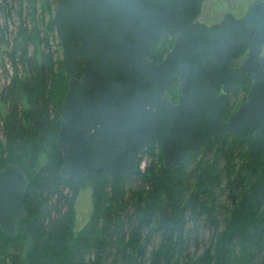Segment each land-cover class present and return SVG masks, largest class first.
Masks as SVG:
<instances>
[{
	"label": "trees",
	"instance_id": "1",
	"mask_svg": "<svg viewBox=\"0 0 264 264\" xmlns=\"http://www.w3.org/2000/svg\"><path fill=\"white\" fill-rule=\"evenodd\" d=\"M58 1L1 6L0 167L19 165L29 183L17 235L0 234V264H264V134L255 138L246 129L216 137L178 169H167L154 145L138 157L131 176L61 177L56 139L68 78L53 13L49 22L43 17ZM174 38L172 32L159 39L148 57L162 61L156 47L167 46L168 53ZM244 52L238 46L234 60ZM77 68L80 77L85 61ZM244 73L235 88L241 93L251 83V72ZM179 94L176 79L165 96L175 102ZM231 100L224 101L223 119L240 106ZM146 156L151 161L140 169ZM84 188L91 209L77 228L75 205ZM205 227L212 234L199 252Z\"/></svg>",
	"mask_w": 264,
	"mask_h": 264
},
{
	"label": "water",
	"instance_id": "2",
	"mask_svg": "<svg viewBox=\"0 0 264 264\" xmlns=\"http://www.w3.org/2000/svg\"><path fill=\"white\" fill-rule=\"evenodd\" d=\"M23 0H0L1 6ZM49 5L52 0H45ZM205 0H59L52 22L61 43L68 90L56 145L60 175L131 176L138 157L156 145L167 169L185 165L195 151L229 132L264 134V0L219 22L200 17ZM175 33L165 58L148 57L159 39ZM239 45L248 58L235 68ZM85 61L78 76L77 62ZM254 78L247 99L227 119L222 109L242 74ZM178 79L177 101L165 96ZM29 183L17 164L0 167V234L17 235L26 215Z\"/></svg>",
	"mask_w": 264,
	"mask_h": 264
},
{
	"label": "rangeland",
	"instance_id": "3",
	"mask_svg": "<svg viewBox=\"0 0 264 264\" xmlns=\"http://www.w3.org/2000/svg\"><path fill=\"white\" fill-rule=\"evenodd\" d=\"M254 0H205L204 5H203V12L202 15L200 17V20L211 24L214 22H218L221 18L224 12L230 11L232 13H234L237 16H240L241 14H243L247 8V5L252 2ZM18 2L14 3L13 6L17 7ZM57 7V4L54 3L52 5V10L51 11H47L44 14V19L45 21L49 22V18L51 16L52 13H54L55 9ZM16 9V8H14ZM53 11V12H52ZM0 23L4 24L5 23V19L4 16L2 14V12L0 13ZM16 24H18V16L16 12L12 13V19L11 21H9V27L10 30L13 32L16 29ZM56 34V31H55ZM57 36V34H56ZM175 39V38H174ZM55 44L57 45V40L55 41ZM162 44H160L159 46L156 47V50L159 52V56L160 58H165V55L167 53V46L165 47H161ZM246 56V52H244V55H242V58ZM62 58V57H61ZM240 57V59H242ZM239 59V60H240ZM249 72V71H248ZM245 74V73H244ZM248 78L251 79V75L248 76ZM251 84V83H250ZM239 87V86H238ZM240 90H235L233 93L229 94V98H231L232 103L235 102H240L241 103L247 99V93H241L239 92ZM240 94H237V93ZM227 97V98H228ZM227 120V119H225ZM149 161H151V157L146 156L140 163L139 167L140 169H145L149 163ZM136 184H134L135 186ZM225 199V196H222V200ZM76 225L77 228L82 227L89 214H90V209H91V192L89 189L84 188L81 190V192L77 195V201H76ZM212 234V230L209 227H205L202 229V245L200 246L199 252H202L204 249V246L208 243L210 236ZM157 241H159V237L157 239ZM195 247L192 246L191 247V251H194Z\"/></svg>",
	"mask_w": 264,
	"mask_h": 264
},
{
	"label": "flooded vegetation",
	"instance_id": "4",
	"mask_svg": "<svg viewBox=\"0 0 264 264\" xmlns=\"http://www.w3.org/2000/svg\"><path fill=\"white\" fill-rule=\"evenodd\" d=\"M248 5H249V4H248ZM248 5H247V7H248ZM246 10H247V8H246ZM246 10H245V12H246ZM245 12H244L243 14H245ZM243 14H241L240 16H242ZM236 16H237V15H236ZM240 16H237V17H240ZM219 21H220V20H219ZM219 21H218V22H219ZM214 23H216V22H214ZM239 46H240V45H239ZM242 46H244V45H242ZM237 48H238V47H237ZM244 48H245L246 56H245L244 58L240 59V60H234V57H233V60H232V66H233V67H235V68L239 67V66L243 63V61H245V60L248 58L247 48H246V46H244ZM260 55H262V56L264 57V45L262 46V49H261ZM157 62H160V61H157ZM249 72H251V71H249ZM243 74H244V73H243ZM243 74H242V75H243ZM250 75H251V79H252V81H253L254 73L251 72ZM241 78H242V76H241ZM241 78H240V80H241ZM240 80H239V82H240ZM252 81H251V84H252ZM239 82H238V83H239ZM251 84H250V86H251ZM237 85H238V84H237ZM237 85H236V87H237ZM236 87H235V88H236ZM235 88H234L229 94H231V93L235 90ZM249 89H250V87H249ZM229 94L227 95V97L229 96ZM179 95H180V94H179ZM227 97H226V98H227ZM178 98H179V96H178ZM176 101H177V100H176ZM244 101H246V100H244ZM244 101H243V102H244ZM243 102H242V103H243ZM242 103H241V104H242ZM240 106H241V105H240ZM240 106H239V107H240ZM239 107H238V108H239ZM238 108H237V109H238ZM237 109H236V110H237ZM236 110H235V111H236ZM235 111H234V112H235ZM234 112H233V113H234ZM233 113H232V114H233ZM232 114H231V115H232Z\"/></svg>",
	"mask_w": 264,
	"mask_h": 264
}]
</instances>
